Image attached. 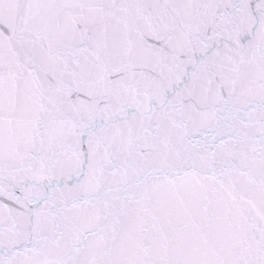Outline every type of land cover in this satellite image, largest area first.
I'll list each match as a JSON object with an SVG mask.
<instances>
[{"label":"snow or ice","instance_id":"obj_1","mask_svg":"<svg viewBox=\"0 0 264 264\" xmlns=\"http://www.w3.org/2000/svg\"><path fill=\"white\" fill-rule=\"evenodd\" d=\"M0 264H264V0H0Z\"/></svg>","mask_w":264,"mask_h":264}]
</instances>
